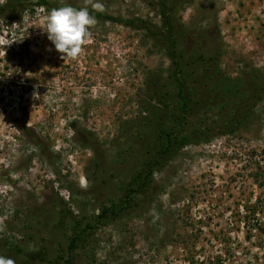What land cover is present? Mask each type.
<instances>
[{
    "label": "rangeland",
    "instance_id": "obj_1",
    "mask_svg": "<svg viewBox=\"0 0 264 264\" xmlns=\"http://www.w3.org/2000/svg\"><path fill=\"white\" fill-rule=\"evenodd\" d=\"M163 1L194 142L152 172L129 212L84 233L70 263L264 264V0ZM100 2L157 31L158 0ZM10 5L0 0V255L64 264L73 220L117 201L171 125L172 64L145 31L104 18L64 60L42 29L49 12ZM237 110L246 118L232 126Z\"/></svg>",
    "mask_w": 264,
    "mask_h": 264
},
{
    "label": "trees",
    "instance_id": "obj_2",
    "mask_svg": "<svg viewBox=\"0 0 264 264\" xmlns=\"http://www.w3.org/2000/svg\"><path fill=\"white\" fill-rule=\"evenodd\" d=\"M7 1L8 3H12L10 7L13 10L20 3H26L30 7H41L48 12H50L53 8L70 5L65 3L59 4L50 0ZM158 4L160 5L158 14L160 24L158 25L157 31L154 29V27H157L155 24L150 25L143 19H123L120 17H111L109 15H104L101 12H92V9H89V11L92 12L96 18H104L112 22L122 23L123 25L129 27L140 28L145 31L149 37L162 43L163 48L166 51V56L170 59L172 64L169 76L172 77L175 84L176 96L179 101V110L175 115H173L172 119L169 120L171 125L167 126V128L159 127L155 139L152 143H150V145L148 144L150 149H147L146 156L139 165L140 167L131 175L129 181L122 187V194L120 198L117 199V201L113 199H105L102 202H99L98 212L96 215L92 216L91 219H86V217L82 215V220H73L71 225V234L66 247L67 257L64 264L71 262L72 254L77 248L78 242H80L81 238L84 236V233H90L91 230L95 229L103 222L115 219V217L122 214V211L129 212L132 206L137 204V198L140 197V195H143L148 188L152 172L160 168L161 165L168 161L170 157L175 155L181 147L185 146V144L191 141L194 142V139L182 130L183 127L181 125L186 119L185 112H187L188 106L186 96L183 94V78L180 76L181 67L178 60L173 57L175 52V42L178 40V33L174 30V23L170 17L171 15L169 13L170 9L168 5L163 0H158ZM71 6L78 7L75 5ZM248 94L253 99L255 98L256 102V99L259 96V91L257 92L255 88H251L250 93ZM249 96L244 98L243 106L247 105ZM237 112L238 117L236 119L232 118L230 122L232 126H234V123H241V121L246 118V111L237 110ZM262 172V174H264V166ZM49 264L59 263L55 259L50 261Z\"/></svg>",
    "mask_w": 264,
    "mask_h": 264
},
{
    "label": "clouds",
    "instance_id": "obj_3",
    "mask_svg": "<svg viewBox=\"0 0 264 264\" xmlns=\"http://www.w3.org/2000/svg\"><path fill=\"white\" fill-rule=\"evenodd\" d=\"M104 12L105 5L100 0H84L81 7L65 5L53 8L45 17L43 31L61 54L62 59H77L84 45L91 38L90 31L97 24V18L92 12ZM87 187V185H82ZM5 230L3 219H0V232ZM0 264H16L12 258L0 255Z\"/></svg>",
    "mask_w": 264,
    "mask_h": 264
}]
</instances>
